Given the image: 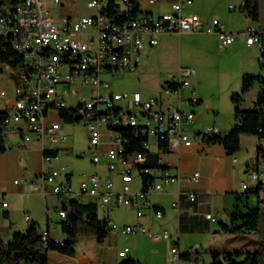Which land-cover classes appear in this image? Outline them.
Returning a JSON list of instances; mask_svg holds the SVG:
<instances>
[{
    "label": "built area",
    "instance_id": "2783aa9c",
    "mask_svg": "<svg viewBox=\"0 0 264 264\" xmlns=\"http://www.w3.org/2000/svg\"><path fill=\"white\" fill-rule=\"evenodd\" d=\"M158 0H149L151 4ZM61 0H0V50L13 51L19 58V71L15 81L16 101L11 109L0 115L1 133L9 130L21 131L25 141L37 139L48 141L51 149L58 153L65 148L66 136L62 135L60 109L69 110L77 122H82L88 134V154L93 165L106 166L108 175H89L73 189L72 174L68 166L50 168L43 174L44 184L60 197L93 198L103 208L134 207L139 218L146 214L149 205L148 194L161 192L166 185L179 181V176L168 173L173 167L160 157L159 167H144L146 156L136 153L125 157L128 140L122 129L131 128L141 135L145 149L161 152L160 143L166 141L169 152H180L181 146H189L195 140L202 141V135L192 136L184 123L196 118L193 110L185 109L200 102L192 88L191 77L195 70L180 67L168 73L161 84V93L173 96L165 98H143L141 92L120 93L110 90L111 85L102 79L103 73L115 75L120 69H136L140 64V52L148 43L154 46L162 34L212 33L218 37L219 49L224 50L241 36L229 32L219 19L214 18L204 27L197 14L183 15V3L193 0L174 1L171 8L160 14L134 13L132 0H89L90 15L81 17L59 16L57 7ZM248 46H256L264 60V33L248 27L245 31ZM10 65L0 60V73L10 70ZM190 89L188 96L184 91ZM215 126L206 128L204 134L218 133ZM264 144V141H261ZM163 154V150L161 152ZM85 154H83L84 156ZM47 161L51 157H46ZM236 161V158L234 159ZM109 174L118 175L119 189ZM142 174L153 177L144 188ZM200 174L195 172L192 180ZM139 179L140 189L133 190L132 183ZM264 187V171L247 169L241 182L242 191ZM261 199H264L261 191ZM195 201V194L189 195ZM3 208L8 202L1 200ZM172 207L178 208V202ZM163 210L156 209L154 217L161 218ZM60 218L66 211L58 210ZM205 218L215 221L213 213ZM110 222L112 231L123 234L147 233L153 241L171 240L164 230L152 233L143 226L125 224L120 227ZM42 238H53L48 230L41 231ZM128 248L119 252L126 257ZM198 248L190 252L195 253ZM181 252L173 243L170 257L173 264H192L181 259Z\"/></svg>",
    "mask_w": 264,
    "mask_h": 264
},
{
    "label": "crops",
    "instance_id": "0c3cea01",
    "mask_svg": "<svg viewBox=\"0 0 264 264\" xmlns=\"http://www.w3.org/2000/svg\"><path fill=\"white\" fill-rule=\"evenodd\" d=\"M174 1L177 0H158L156 3L151 4L149 0H138V4L140 10L144 12L160 14L170 10L171 3ZM180 1L184 2V0ZM194 2L195 0H193L192 4L183 3L181 13L183 15H199L203 20L204 27L208 26L212 19H219L225 25L227 31L238 32L241 35L233 45L226 49L231 50L232 47L241 46V44L245 50L256 49L259 54L256 58L260 63V50L256 46H248L244 34L248 27L257 30L264 28L260 25V22L252 21L241 11L244 16L243 22L235 27L230 20H224L220 14L209 16L202 9L194 10ZM229 10L232 11L233 7L230 6ZM203 33H184L182 35H185V37H199V34ZM172 36L174 35H160L158 43L154 46L146 43L140 52L139 61H141L143 53L151 55L152 53L166 52L170 45L169 37ZM213 37L219 49L218 37L216 34ZM203 38H199L197 40L198 44L192 46V48H195L194 51L200 56L199 59L203 58L201 52L205 45ZM244 58V63L248 65V55L246 54ZM180 67H189L195 70L190 80L193 90L197 93L193 87V78L197 74L195 67L182 65L179 62L173 69L168 70L166 76L168 73L177 71ZM164 80L160 83L159 95L150 97H162L166 99L165 102L173 101V96L165 97L161 93V84ZM185 92L184 95L188 96L190 89ZM15 101V80L7 72L0 73V111L11 109ZM195 105H200L201 110L212 109L213 107L211 102H207L204 105L202 98ZM192 106L187 105L185 109L192 110ZM195 114L196 118L192 122L184 123L186 131L192 136L210 127L207 126L202 129L199 123H195V120H201L202 117L201 114L196 112ZM213 120V126L218 129L219 133L224 134L230 130V125L221 127L216 121L218 120L217 117ZM75 123L62 120L60 133L66 136V141L71 138V133L66 127L75 125ZM64 125L67 126L65 127ZM246 137V135L241 137V145H243V141L247 140ZM1 147L3 150L0 151V238L4 235L6 240H11L15 233L25 232L30 224L35 223L39 230L48 229L54 238L65 241L66 235L62 232L60 224L63 218L54 216L51 213L57 207L56 201L62 203L61 198L55 195L43 181V174L54 167L52 157L50 161H47L45 156L46 150H52L50 143L48 141L41 142L37 139L25 141L22 138L21 131L9 130L2 139ZM74 148L75 146L72 142L69 145H65L62 151H65L69 156H74ZM161 158L173 164V167L167 171L173 176L178 175L179 181L166 185L161 192H150L148 194L149 205L143 217L139 218L137 216L134 207H116L133 212V220L127 223L120 217L115 218L113 216L114 208H102L105 212L104 218L117 223L120 227L125 224L138 225L145 227L152 233H161L167 230L172 236L171 240L153 241L147 233L123 234L119 230L111 231L102 243H98L92 235H80L75 245L74 256H67L52 251L49 253V264H121L127 258L139 260L141 264H173L170 257L173 243L181 253L198 248V260L192 262V264H210L213 260L212 253L215 251L248 250L251 246L249 244L241 246L231 233L222 229L221 222L230 224V217H224L225 214H223L229 208L227 207L228 205L224 204V201L230 197L235 199L236 193L243 192L241 182L245 179L247 169L264 171V161H258L257 152L252 157H248L240 149L238 153L230 156L221 145L206 144L200 140H195L189 146H181L180 152L163 153ZM235 158L236 161H234ZM254 160H256L257 165H255ZM102 166L103 170L98 173L107 176L106 166L104 164ZM195 172L200 174L197 181L192 180ZM109 175L114 179L116 188L119 189L121 186L119 176ZM72 179L73 174L71 182ZM131 185L133 190L140 189V184L135 181ZM191 193L197 197L194 204L189 201ZM1 200L8 202L6 208L2 207ZM90 201L91 199H88L84 202ZM173 202H178L179 207H172ZM61 208L62 205L58 210ZM156 209L163 210L164 214L161 218L154 217ZM208 213L215 214L216 220H207L205 214ZM54 224L57 227H54ZM121 236H125L126 241L120 242ZM124 248L129 249L127 256L120 257L119 252Z\"/></svg>",
    "mask_w": 264,
    "mask_h": 264
},
{
    "label": "rangeland",
    "instance_id": "374dc122",
    "mask_svg": "<svg viewBox=\"0 0 264 264\" xmlns=\"http://www.w3.org/2000/svg\"><path fill=\"white\" fill-rule=\"evenodd\" d=\"M89 0H61L57 7L59 16H72L74 18L90 15L92 10L88 8ZM241 0H195L193 9H202L206 15L220 14L224 20H230L233 26H239L244 19L240 11ZM233 7L230 11L229 7ZM260 25L264 27V0H260ZM184 34V33H183ZM214 34L203 33L197 36L174 35L170 38L169 47L167 51L162 53H152L145 55L140 61L137 69H120L112 76L111 73H103L102 79L108 81L111 85L110 90L120 93H128L132 91H139L143 98L159 95V87L162 80L165 79L168 70L173 69L179 62L182 65L193 66L197 70L196 76L193 78V87L196 89L197 97L203 99V104L211 102L212 109L201 110L199 106H192V110L197 114H201V120H195L199 123L202 129L207 126H213V119L216 120L221 127L230 125L232 128L234 123L235 105L232 102L233 95H242V81L245 74H259L260 63L256 58L258 54L256 49H247L236 45L231 50H219L214 42ZM204 37L205 43L201 49L203 58L200 56L194 44H198L197 40ZM165 47V46H164ZM191 47V49H189ZM248 55V65L244 63L245 55ZM186 92L184 91V94ZM258 94L257 84L246 94L242 95L243 101L241 107L243 110H251L255 107V101ZM65 127L67 125H64ZM230 128V129H231ZM66 129L70 131L71 138H69L65 145L74 143V156H69L65 151H62L58 157L52 158L54 160V168L60 169L62 165L69 167L73 174V189L78 190L81 180L86 179L89 175L95 174L103 170V166L93 165L88 154V134L82 122H76L75 125L67 126ZM247 140L243 141L241 145L242 153L248 157H252L257 152L258 139L252 135H246ZM83 154H85L83 156ZM255 165H257L256 160ZM135 182L139 183L138 177ZM156 197V196H154ZM93 200V198L80 197V200ZM156 199V198H154ZM94 201V200H93ZM57 207L51 212L54 216L59 217L57 210L62 203L56 201ZM248 203V204H247ZM224 204L228 205V210L223 212L224 217L229 216L234 211L237 205L240 206L241 211L247 212L248 206L254 207L258 204V199L255 194H251L247 199L243 196L242 202H237L236 198H226ZM104 209L99 206L98 215L104 218ZM113 216L120 217L124 221L131 222L133 220V212L130 210H123V208H114ZM60 218V217H59ZM46 226V225H45ZM56 225L54 224V227ZM57 227V226H56ZM63 234V233H62ZM235 237L239 244L257 245L260 240V234L255 232L250 233H236ZM120 242L126 241L125 236L120 237Z\"/></svg>",
    "mask_w": 264,
    "mask_h": 264
},
{
    "label": "trees",
    "instance_id": "16d2710c",
    "mask_svg": "<svg viewBox=\"0 0 264 264\" xmlns=\"http://www.w3.org/2000/svg\"><path fill=\"white\" fill-rule=\"evenodd\" d=\"M132 3L133 12L140 11L138 0H132ZM239 8L252 21H260V0H242ZM259 31L264 33V28ZM1 59L2 63L10 65L8 73L16 81L17 72L19 71V56L13 51L2 53L0 50ZM260 70L261 72L257 75L245 74L242 81V95L248 93L257 84L258 94L255 107L251 110H243L241 107L242 95H233L232 102L235 105V111L232 128L224 134L198 132L197 135H202L204 143L221 145L228 155L233 156L241 149V137L252 135L259 141L257 146L258 161H264V144L261 143V141H264V60H261ZM3 113L5 111H0V115ZM59 114L65 122H77L69 110L60 109ZM121 132L128 140V144H125V157L136 153H144L146 156L144 167L150 169L159 167L162 150L163 153L169 152L166 141L160 143L161 152H152L145 149L143 144L145 139L131 128H124ZM4 136L5 134L2 132L1 143ZM1 143L0 151L3 150ZM45 156L53 158L57 157L58 153L53 150H46ZM142 178L145 185L143 189L147 191V183L153 180V177L142 174ZM261 191L264 194V187L260 185L252 190L236 193L237 202H242L244 195L248 199L251 194H255L258 204L254 207L248 206L247 212L241 211L240 206L237 205L230 214V224L221 222L222 229L231 234L259 233L260 240L258 244L255 246L249 244L251 247L245 251H215L212 253L213 260L210 264H264V199H261ZM196 200L189 201L194 204ZM98 208L97 202H84L79 198H69L65 203L62 202L61 209L66 211V217L62 219L60 224L62 232L66 235L65 241H56L53 238L44 240L41 230L35 223L30 224L25 232L15 233L11 240H6L3 235L0 238V264H49V253L52 251L74 256L75 245L80 235H92L98 243H102L112 230L109 220L99 217ZM197 255L198 252H182L181 259L192 263L198 260ZM121 264H141V262L133 258H127Z\"/></svg>",
    "mask_w": 264,
    "mask_h": 264
},
{
    "label": "water",
    "instance_id": "95a60500",
    "mask_svg": "<svg viewBox=\"0 0 264 264\" xmlns=\"http://www.w3.org/2000/svg\"><path fill=\"white\" fill-rule=\"evenodd\" d=\"M61 201H62L63 203H65V202L67 201V197H63V198L61 199Z\"/></svg>",
    "mask_w": 264,
    "mask_h": 264
},
{
    "label": "bare ground",
    "instance_id": "6f19581e",
    "mask_svg": "<svg viewBox=\"0 0 264 264\" xmlns=\"http://www.w3.org/2000/svg\"><path fill=\"white\" fill-rule=\"evenodd\" d=\"M261 60H262V58H261Z\"/></svg>",
    "mask_w": 264,
    "mask_h": 264
}]
</instances>
